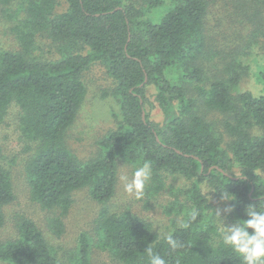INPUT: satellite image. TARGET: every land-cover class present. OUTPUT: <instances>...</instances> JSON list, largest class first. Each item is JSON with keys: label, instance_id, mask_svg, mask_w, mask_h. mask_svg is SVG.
Returning <instances> with one entry per match:
<instances>
[{"label": "trees", "instance_id": "16d2710c", "mask_svg": "<svg viewBox=\"0 0 264 264\" xmlns=\"http://www.w3.org/2000/svg\"><path fill=\"white\" fill-rule=\"evenodd\" d=\"M16 1L0 0L17 19L21 44L0 49V125L16 104L30 152V196L51 212L52 232H64L79 189L99 210L92 231H82L64 257L33 219L20 216L16 235L0 239V260L93 264L101 251L117 264H149L150 246L166 264H243L224 244L210 198L219 200L223 188L235 196L224 219L231 224L248 218V205L264 210V0H19L13 10ZM221 9L247 31L227 48L213 37L214 29L224 31L222 20L211 25ZM39 36L52 43L53 57L33 55ZM96 65L113 83L116 127L82 159L67 131L86 99L85 74ZM248 78L256 88L242 87ZM213 112L223 114V128L208 116ZM145 161L152 166L147 199L172 197L164 232L129 207L113 208L120 163ZM171 177L189 183L175 185ZM15 197L0 162V232ZM169 234L180 247L167 244Z\"/></svg>", "mask_w": 264, "mask_h": 264}, {"label": "rangeland", "instance_id": "374dc122", "mask_svg": "<svg viewBox=\"0 0 264 264\" xmlns=\"http://www.w3.org/2000/svg\"><path fill=\"white\" fill-rule=\"evenodd\" d=\"M17 0L12 6L16 10ZM61 3V2H60ZM64 3V1L62 2ZM62 3L59 9H63ZM221 7V3L215 5V8ZM221 9L220 12L214 11L211 25L219 27V19L222 21L224 31L214 29L215 42L221 47H230L241 40L242 35L246 34V25L244 22L234 21L233 16ZM239 18V17H238ZM240 19V18H239ZM17 19L8 16L4 8L0 6V49L2 50H21V44L17 34L13 30ZM40 37V36H39ZM55 54L52 43L44 37L38 38L37 48L34 51L35 56L43 58H51ZM87 84L86 99L77 114L75 122L67 131L68 143L71 148L82 158L87 159L98 150V141L104 137L112 128L116 127V119L114 113L118 111V104L112 96L113 83L105 75L104 69L100 65L93 66L85 74ZM243 88L254 89L253 80L248 78L242 85ZM20 108L13 104L4 122L0 125V162L7 168L12 175V183L14 186L15 200L5 207L6 222L0 232V239L13 238L16 233V220L20 216H28L33 219L43 231L48 241L55 246L59 255L66 256L67 251L75 247L79 235L82 231H92L94 219L97 217L99 206L92 200L86 189H79L74 194V203L69 215L65 219V229L60 235L52 232L48 226V219L51 212L44 210L40 204L32 200L30 189L27 183L25 165L30 155L27 152L28 141L21 132L20 125ZM216 123V127L223 128L224 116L218 112L208 115ZM135 167L128 163H120L118 190L112 200L113 208L116 210L125 207L131 208L136 213L151 220L154 227L159 232H164L171 225L173 215L166 213L165 206L172 199L168 193H163L158 197L148 200L145 195L146 187L143 189L142 195L137 198L135 193L129 194L124 190V184L120 177L127 175L131 177ZM168 182L175 185L189 183L181 178L171 177ZM214 197L210 198V202L217 211L221 212V216L217 214L221 225L230 226L227 220L226 212L228 203H224ZM117 264L110 259V256L101 251H96L93 256V264ZM0 264H7L0 260Z\"/></svg>", "mask_w": 264, "mask_h": 264}, {"label": "clouds", "instance_id": "9594fccd", "mask_svg": "<svg viewBox=\"0 0 264 264\" xmlns=\"http://www.w3.org/2000/svg\"><path fill=\"white\" fill-rule=\"evenodd\" d=\"M151 168V163L145 161L135 168L131 177L122 175L120 179L124 184V190L129 194L135 193L136 197L139 198L143 193L146 182L151 178ZM219 191L221 192L220 199L222 201L235 199V196L224 190V188ZM232 210L231 207H227L224 212L231 213ZM245 213L247 219L238 220L230 226L225 223L219 229L220 234L224 244L230 246L235 253L242 257L243 264H264V210L254 205H248ZM217 214L221 216L220 211H217ZM249 229L253 231L250 232ZM166 241L172 249L181 246L170 234L166 237ZM146 251L149 264H166L165 259L154 253L150 246Z\"/></svg>", "mask_w": 264, "mask_h": 264}, {"label": "water", "instance_id": "95a60500", "mask_svg": "<svg viewBox=\"0 0 264 264\" xmlns=\"http://www.w3.org/2000/svg\"><path fill=\"white\" fill-rule=\"evenodd\" d=\"M144 115H145V113H144Z\"/></svg>", "mask_w": 264, "mask_h": 264}]
</instances>
